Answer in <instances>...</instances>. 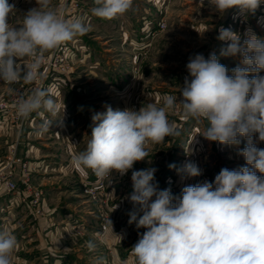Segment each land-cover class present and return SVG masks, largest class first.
Instances as JSON below:
<instances>
[{
  "label": "rangeland",
  "instance_id": "1",
  "mask_svg": "<svg viewBox=\"0 0 264 264\" xmlns=\"http://www.w3.org/2000/svg\"><path fill=\"white\" fill-rule=\"evenodd\" d=\"M9 3L16 6L12 25L22 24L23 16L37 7L36 0ZM53 5L65 17L84 21L90 30L45 53L42 79L33 84L0 82L5 107L0 109V167L11 159L29 161L33 185L44 191L40 213L31 205L32 195L19 206L0 211V230L7 229L18 241L13 264H134L131 248L145 230L128 223L132 171L156 168L160 189L170 188L180 196L185 186L214 181L222 168L245 166L239 150L246 141L241 138L239 146H229L207 140L202 135L206 122L185 119L177 104L168 118L180 135L150 144L149 157L136 162L126 175L100 179L90 170L82 174L72 156L85 149L94 126L92 116L105 112L106 106L138 111L150 102L162 105L166 95H177L179 103L189 58L196 54L207 58L213 52L219 57L225 46L217 39L221 27L238 33L241 43L248 28L264 38V4L254 14L241 15L238 9L217 13L208 0H133L129 11L113 19L92 15L94 0H53ZM240 59L219 57V62L231 74ZM33 87L45 89L54 99L55 116L43 109L28 118L18 116L19 97H26ZM45 119L53 120L50 131L38 134ZM257 147L264 148V142ZM189 161L202 170L200 176L182 180L168 167ZM21 166L19 161L15 164L19 170ZM1 194L4 201L7 197ZM90 241L95 244L91 251Z\"/></svg>",
  "mask_w": 264,
  "mask_h": 264
},
{
  "label": "clouds",
  "instance_id": "2",
  "mask_svg": "<svg viewBox=\"0 0 264 264\" xmlns=\"http://www.w3.org/2000/svg\"><path fill=\"white\" fill-rule=\"evenodd\" d=\"M94 3L92 15L113 19L129 11L133 0ZM36 4L23 16L22 24L12 25L16 6L0 0V82L33 84L42 79L45 53L90 30L81 19L67 18L56 10L53 0H36ZM261 4L264 0H208L209 7L220 14L231 9L241 15L254 14ZM244 36L241 43L231 28L219 30L217 39L225 43L219 57H241L231 74L215 52L207 58L203 54L190 57L179 103L177 95H166L162 105L150 102L138 111L106 106L105 112L92 116L94 126L85 149L72 156L73 166L82 174L90 170L100 179L114 173L126 175L136 162L149 157L150 144L180 135L168 118L177 104L185 119L206 122L202 135L207 140L229 146H239L241 138L246 141L239 150L245 166L222 168L214 181L185 186L180 196H174L170 188L160 189L156 168L132 171L128 223L145 230L131 248L134 264H264V148L257 147L264 142V75L260 74L264 72V38L251 28ZM22 60L29 62L22 64ZM15 107L21 118L41 109L53 116L58 112L54 99L41 87L20 96ZM52 124L53 120L45 119L38 134L49 132ZM168 167L182 180L202 174L190 161ZM17 247L15 235L0 230V264H13ZM87 247L94 250L95 244L90 241Z\"/></svg>",
  "mask_w": 264,
  "mask_h": 264
},
{
  "label": "built area",
  "instance_id": "3",
  "mask_svg": "<svg viewBox=\"0 0 264 264\" xmlns=\"http://www.w3.org/2000/svg\"><path fill=\"white\" fill-rule=\"evenodd\" d=\"M64 13V11H61ZM166 23L162 21L160 27H165ZM67 48L64 49L66 51ZM5 108L0 102V109ZM21 162L20 170L15 167L17 162ZM29 161H21L19 159H11L3 166L0 167V185L2 186L7 197L4 201H1L2 194L0 192V211H3L4 208L12 209L19 206L24 201L26 195H32L31 205L34 208L36 213H40L42 210L41 202L43 196V190L37 188L33 185L31 179V170H30Z\"/></svg>",
  "mask_w": 264,
  "mask_h": 264
},
{
  "label": "crops",
  "instance_id": "4",
  "mask_svg": "<svg viewBox=\"0 0 264 264\" xmlns=\"http://www.w3.org/2000/svg\"><path fill=\"white\" fill-rule=\"evenodd\" d=\"M44 204H45V202H44Z\"/></svg>",
  "mask_w": 264,
  "mask_h": 264
}]
</instances>
